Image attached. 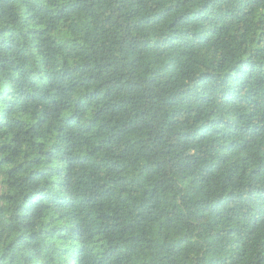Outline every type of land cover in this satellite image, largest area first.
<instances>
[{
  "label": "trees",
  "instance_id": "trees-1",
  "mask_svg": "<svg viewBox=\"0 0 264 264\" xmlns=\"http://www.w3.org/2000/svg\"><path fill=\"white\" fill-rule=\"evenodd\" d=\"M0 264H264V0H0Z\"/></svg>",
  "mask_w": 264,
  "mask_h": 264
}]
</instances>
